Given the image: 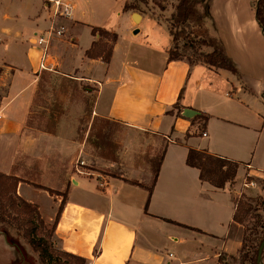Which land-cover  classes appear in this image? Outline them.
Masks as SVG:
<instances>
[{
  "label": "crops",
  "instance_id": "obj_1",
  "mask_svg": "<svg viewBox=\"0 0 264 264\" xmlns=\"http://www.w3.org/2000/svg\"><path fill=\"white\" fill-rule=\"evenodd\" d=\"M63 1L72 4L73 15L65 35L52 42L51 73L96 91L94 118L153 136L155 143L147 139L150 159L164 151L153 192L149 161L125 162L115 176L73 173L53 162L59 135L31 131L36 85L46 72L38 70L36 33L50 23L48 0H0V172L22 180L17 192L25 200L24 188H33L49 202L44 214L41 204L28 201L46 224L54 223L65 196L54 237L87 264H222L221 257L237 255L246 230L234 221L236 199L243 193L264 197L257 184L244 186L247 174L264 180V34L254 0H200L209 32L223 41L242 79L203 60L170 58L169 23L180 0L164 1L165 7L148 0L156 7L139 13L124 10L133 0L119 6L117 0ZM94 27L118 35L108 63L86 55L100 39ZM186 109L198 114L187 117ZM201 116L208 117L206 136L198 134ZM158 142L165 143L162 149ZM191 148L239 162L234 182L217 188L202 180L200 170L187 164Z\"/></svg>",
  "mask_w": 264,
  "mask_h": 264
},
{
  "label": "rangeland",
  "instance_id": "obj_2",
  "mask_svg": "<svg viewBox=\"0 0 264 264\" xmlns=\"http://www.w3.org/2000/svg\"><path fill=\"white\" fill-rule=\"evenodd\" d=\"M168 4L175 5L177 0H155L160 6ZM253 1V0H252ZM109 4L111 0H106ZM114 2V0H113ZM123 0H117L114 5H120ZM136 5V12H149L151 8L156 7L149 3H143L139 0H133ZM173 19L170 20L169 27L175 26ZM177 25V24H176ZM183 27L177 25L173 31H182ZM122 30V27H120ZM108 45L112 41L101 38ZM195 36L190 38L180 36L174 41L170 51L177 52L181 57H186L191 61L202 60V54H205ZM194 45L192 47L190 45ZM36 93L32 103L31 113V131L37 134H58L60 143L58 146L59 156L54 164L58 163V169L66 168L73 173H79L76 170L78 161H84L81 167L84 174L99 173L104 175H118L121 173L123 163H140L146 165L148 158L153 154L151 152V143H155L153 136L142 132L132 134L129 127L118 123L110 122L103 118H94L92 106L96 96V91L91 92L88 85L76 78H71L61 74L45 72L42 73ZM203 119L199 133L203 132ZM151 140V143H148ZM129 141H134L131 144ZM165 143H159L158 147L163 148ZM83 152V154H82ZM17 156V155H16ZM34 159V158H32ZM30 159V165L33 160ZM42 161V160H41ZM56 162V163H55ZM59 172V171H58ZM60 173V172H59ZM259 187L264 188V180L255 178ZM24 197L42 205L44 214L49 211V202L33 188H24ZM244 194V193H243ZM238 198L252 203L258 210L249 213L246 219L247 233L245 241L240 252L231 258L222 257V264H247L252 252V247L256 245V238L259 236L261 224L264 219V197L249 196L244 194ZM248 199V200H247ZM3 211V218H0V226H6L14 242L9 241L3 233L0 232V264H51L48 259H41L39 253L34 249L30 241L23 237L21 221L23 214H20L15 208L9 205L6 199L0 197V214ZM53 223L50 222L41 230L40 236H46L53 244L52 256L57 259H66L60 252L61 246L55 237H51ZM22 228V229H21ZM228 260V261H227Z\"/></svg>",
  "mask_w": 264,
  "mask_h": 264
},
{
  "label": "trees",
  "instance_id": "obj_3",
  "mask_svg": "<svg viewBox=\"0 0 264 264\" xmlns=\"http://www.w3.org/2000/svg\"><path fill=\"white\" fill-rule=\"evenodd\" d=\"M139 1L143 3L147 2V0ZM129 9H137V7L136 5L126 1L124 5V10ZM254 10L256 20L264 34V0H254ZM172 19L174 23L183 27L182 31L179 32L173 31V28L177 26L176 24L175 26L173 25L172 28H170V34L172 35L174 41H177L180 36L187 38H190L191 35L195 36V38L198 39L197 42L200 45L210 46L213 48V51L211 53H205L201 55L202 60L204 62L213 67L227 69L233 74H235L239 79H242V73L232 61V59L227 55L223 41L219 37L212 35L209 32L205 23L204 16L200 9V0H180L177 5V12ZM92 32L94 35L99 33L101 35V38L111 40L112 45L109 48H106L108 44L104 42L103 39H99V41L94 42L92 47L86 52L87 57L100 58L101 60L107 63L110 62L113 53V45L117 41L118 35L106 29L97 27H94ZM190 46L195 47L192 44ZM179 57H181L179 53L170 51V58L176 59ZM262 97L264 100V94L262 95ZM201 118L204 121L202 126L204 131L205 123L208 121V117L201 116ZM163 158L164 151L161 155H157L155 157H152L151 159L148 158V161L152 166V171L154 174L153 184L148 187L150 196L153 192V187L157 181ZM187 164L191 167L198 168L200 170L201 179L210 182L217 188H224L227 183H233L240 166V163L237 161H233L220 156H215L209 154L206 151L197 150L193 148L189 149L187 155ZM20 181L22 180L15 175H9L0 172V197L6 199V201L9 202L10 206L15 208L20 214H23V218L21 221V226L23 225V229L21 228L23 237L30 241L34 249L39 253L41 259H48L51 264H87V259L72 253H68L62 249L60 250V252L63 256L66 257V259L53 258L51 251L53 248L52 242L46 236H40L41 230L44 229L47 224L42 218L39 209L34 204L28 202L18 194L17 190ZM135 184L144 186L142 183L138 182H136ZM35 186L45 189L50 194H60L63 196L65 195L56 192L52 189L46 188L42 185L36 184ZM241 196L246 197L243 194ZM64 204L65 196L64 200L59 206L58 212L54 219L51 237H54L55 228L61 216ZM253 210L258 209L254 207L252 203L249 202V200L243 201L240 198L236 199V211L234 215V221L245 226V235L248 230L246 226V219L249 213ZM3 215V211H1L0 218H3ZM0 232L3 233V235H5V237L9 241L14 242L15 239L14 237H12L10 230L6 226L1 225ZM256 240L257 243L252 247V252L250 254L249 262L247 264H264V246L261 253H259L261 245L264 241V219L261 224L259 236L256 238ZM244 241L245 236L243 239V244ZM222 259L223 258L221 257V263Z\"/></svg>",
  "mask_w": 264,
  "mask_h": 264
},
{
  "label": "built area",
  "instance_id": "obj_4",
  "mask_svg": "<svg viewBox=\"0 0 264 264\" xmlns=\"http://www.w3.org/2000/svg\"><path fill=\"white\" fill-rule=\"evenodd\" d=\"M50 5L47 7L51 12L50 23L48 27L41 33H36V45L41 50L39 58V72H56V63L54 56L51 52V45L55 38L65 35L67 30L66 21L72 18L73 6L71 3L63 0H48ZM206 131L203 132V136H206ZM76 166L78 174H84L81 167L85 164L84 161H78ZM248 174L244 179V186H254L256 182L250 180Z\"/></svg>",
  "mask_w": 264,
  "mask_h": 264
},
{
  "label": "water",
  "instance_id": "obj_5",
  "mask_svg": "<svg viewBox=\"0 0 264 264\" xmlns=\"http://www.w3.org/2000/svg\"><path fill=\"white\" fill-rule=\"evenodd\" d=\"M134 18H135L137 21H140V15H139L138 13H136V14L134 15ZM139 32H140V29H139V28H136V29L133 31V34H134V35H137ZM184 114H185L187 117L192 118V117L196 116V115L198 114V112L195 111V110H192V109H186L185 112H184ZM263 246H264V241H263V243H262V245H261V248H260L259 253H261V251H262V249H263Z\"/></svg>",
  "mask_w": 264,
  "mask_h": 264
}]
</instances>
